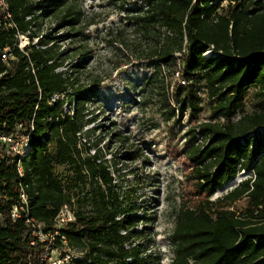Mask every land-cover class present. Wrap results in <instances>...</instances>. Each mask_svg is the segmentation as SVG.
<instances>
[{
	"label": "trees",
	"instance_id": "16d2710c",
	"mask_svg": "<svg viewBox=\"0 0 264 264\" xmlns=\"http://www.w3.org/2000/svg\"><path fill=\"white\" fill-rule=\"evenodd\" d=\"M115 1L147 41L143 58L153 71L141 91L156 89L166 120L187 110L196 119L182 152L196 199L175 213L171 264H264V0ZM3 2L0 136L20 134L29 149L22 156L0 139V264H50L46 254L63 241L83 253L68 264H144L142 250L131 244L140 216L122 204L99 150L89 153L96 144L86 140L81 148L92 131L83 128L96 83L74 76L84 59L58 70L65 51L39 33L41 17L59 16L73 29L81 11L68 0ZM19 35L38 41L20 48ZM202 100L211 108L208 121L197 120ZM55 163L66 165L77 183L96 186L91 208L75 210L62 224L56 219L70 195ZM240 172L248 176L211 199ZM237 201L244 202L240 211L232 207Z\"/></svg>",
	"mask_w": 264,
	"mask_h": 264
},
{
	"label": "rangeland",
	"instance_id": "374dc122",
	"mask_svg": "<svg viewBox=\"0 0 264 264\" xmlns=\"http://www.w3.org/2000/svg\"><path fill=\"white\" fill-rule=\"evenodd\" d=\"M68 2L81 11L75 28L66 27L59 22V16L50 14L39 20V33L52 39L55 49L65 51L67 58L58 70H69L70 65L84 59L74 68L78 70L74 76L80 84L96 83V94L86 104L91 121L83 128H92V131L80 139L84 143L81 148L88 142L96 144L89 153L99 150L122 204L133 207L134 213L140 216L135 226L138 235L131 244L142 250L140 257L146 261L144 264H171L175 213L181 204L193 205L196 199L192 182L186 178L182 153L196 119L187 110L166 120L157 101L156 89L141 91L144 79L153 71V66L143 58L147 41L132 31L115 0ZM77 30L81 31L80 35L70 34ZM37 41L38 38L29 40L26 35H19L18 45L25 48ZM74 51L78 54L70 56ZM85 51H88L87 57L82 58L79 53ZM205 55H213L212 50ZM174 82L173 77L171 84ZM201 104L197 120L208 121L211 108L204 100ZM244 110L250 111L251 106H245ZM9 144L11 150L22 156L29 149L26 137L20 134L12 137ZM54 172L70 195V202L63 205L58 216L73 218L75 210L90 209L95 183H77L63 164L55 163ZM246 176L248 172H240L211 199L223 195ZM243 205V201H237L232 207L240 211ZM82 256L81 251L64 241L51 251V259L60 260L59 264H68Z\"/></svg>",
	"mask_w": 264,
	"mask_h": 264
},
{
	"label": "built area",
	"instance_id": "2783aa9c",
	"mask_svg": "<svg viewBox=\"0 0 264 264\" xmlns=\"http://www.w3.org/2000/svg\"><path fill=\"white\" fill-rule=\"evenodd\" d=\"M0 4H4L3 0H0ZM8 56H9V53L7 52V49H5V51L2 54V57H3V59L6 60ZM0 139H2L3 141H6V142H10L12 140V137L11 136H0ZM18 170H19V173L20 174L23 173L22 168L20 166L18 167ZM20 196H21L22 201L26 203L27 202L26 195L24 193H21ZM12 215L13 216H16L17 215L16 209L13 210ZM70 219H72V218L71 217H59V216H57V219L56 220H57V222L59 224H62L65 221H68ZM37 233H38V235L40 237L45 238V235L42 234L40 231H37ZM47 254H46V257H47L48 261L50 262V264H59L60 260H58V261L52 260L51 259V256H48Z\"/></svg>",
	"mask_w": 264,
	"mask_h": 264
}]
</instances>
